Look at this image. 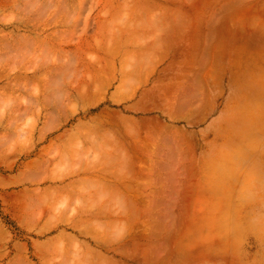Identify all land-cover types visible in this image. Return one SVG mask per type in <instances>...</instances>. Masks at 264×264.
<instances>
[{"label":"rangeland","instance_id":"374dc122","mask_svg":"<svg viewBox=\"0 0 264 264\" xmlns=\"http://www.w3.org/2000/svg\"><path fill=\"white\" fill-rule=\"evenodd\" d=\"M176 12L222 18L217 45L145 34ZM21 20L51 34L0 59L29 72L0 80V264H264V0H0V37ZM174 77L216 117L163 148L136 100Z\"/></svg>","mask_w":264,"mask_h":264},{"label":"crops","instance_id":"0c3cea01","mask_svg":"<svg viewBox=\"0 0 264 264\" xmlns=\"http://www.w3.org/2000/svg\"><path fill=\"white\" fill-rule=\"evenodd\" d=\"M146 17L145 19L151 22V28L150 32L145 34L157 38V44L165 47L164 51L206 52L208 48L216 46L218 38L222 36L220 23L222 18H218L215 14H205L199 17L176 12ZM214 95L216 96L211 98L213 103L217 98V93ZM201 98L197 79L193 78L187 82L174 77L168 80H156L149 87H144L136 103L141 101L156 110L152 115L159 118L157 132L161 135L163 148H169L171 137L175 138L176 135L182 136V147L184 148L185 136L191 131L193 133L194 130L197 133L196 130L200 128L190 127L194 125L195 119L192 118L195 114L203 111L206 116L204 122L216 117V107H208L207 100H201ZM148 131L142 130V133H153L154 130Z\"/></svg>","mask_w":264,"mask_h":264},{"label":"bare ground","instance_id":"6f19581e","mask_svg":"<svg viewBox=\"0 0 264 264\" xmlns=\"http://www.w3.org/2000/svg\"><path fill=\"white\" fill-rule=\"evenodd\" d=\"M22 21V20H21ZM20 21V22H21ZM29 21H27L25 24H23V21L19 24L15 23H9L7 24V27H12L11 30L13 33H8L5 36L0 37V48L4 49L3 51H0V59H6V60H11L16 57H18L22 49L24 47H27L28 50L34 45H40L44 43L46 40H49L50 34H42L41 30L39 29V24L38 23H33L31 24ZM48 23H44V27H46ZM6 27V26H5ZM18 30H24V33H18ZM34 32L36 33L34 36L31 35V33ZM14 52L13 54H11ZM22 55V54H21ZM28 71L25 72H5L0 71V80L4 77L7 79H14L18 78L20 75H25L28 77Z\"/></svg>","mask_w":264,"mask_h":264}]
</instances>
